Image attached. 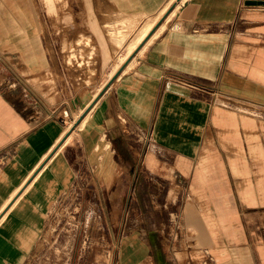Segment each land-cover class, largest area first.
<instances>
[{"label": "crops", "instance_id": "crops-1", "mask_svg": "<svg viewBox=\"0 0 264 264\" xmlns=\"http://www.w3.org/2000/svg\"><path fill=\"white\" fill-rule=\"evenodd\" d=\"M94 3L84 1L80 18L97 57L96 81L86 89L98 96L83 128L84 116L74 127L56 115L37 121L0 97V264H41L44 226L75 177V145L88 158V128L97 127L114 148L117 169V149L128 143L122 120L148 148L150 133L164 148L156 164L149 151L133 152L135 168L125 172L135 178L133 187L141 165L165 172L169 155L179 159L173 176L188 181V195L173 226L162 220L153 229L145 225V233L130 229L105 264H206V250L211 264H264V84L256 79L264 50L252 67L245 65L248 56L236 54L239 46L254 45L240 31L258 23L264 0H105L104 13ZM107 14L143 18L124 46L146 19L157 17L148 37L163 29L143 52L139 44L126 55L110 38ZM217 106L236 113L239 134ZM242 114L256 116L255 127Z\"/></svg>", "mask_w": 264, "mask_h": 264}, {"label": "rangeland", "instance_id": "rangeland-1", "mask_svg": "<svg viewBox=\"0 0 264 264\" xmlns=\"http://www.w3.org/2000/svg\"><path fill=\"white\" fill-rule=\"evenodd\" d=\"M47 1L0 0V97L24 117L37 116L40 121L56 115L66 127H74L80 117L84 116L86 120L89 107L98 96L86 89L97 78L96 48L92 37L80 29L85 0ZM91 1L95 4L94 0ZM96 2L100 12H106L105 0ZM106 17L105 26L112 42L118 48L123 47L127 55L125 40L139 27L143 18L116 14H107ZM159 17L161 20L163 15ZM256 18H259L256 25L247 24V28L240 31L242 37L252 38L250 41L254 45H241L236 51L240 57L248 56L245 65L251 67L256 53L264 50V15ZM248 52L251 58L246 55ZM122 55H118L114 64ZM235 70L244 72L239 68ZM256 79L264 84V69ZM217 107L230 114L231 123L235 124L239 134L236 113L229 107ZM241 118L249 120L254 127L258 122L251 114H242ZM259 122L264 126V121ZM121 125L122 138L128 143L116 146L121 156L117 169L111 167L114 148L97 127L90 125L88 128L91 134L88 158H82L79 146L75 145V177L51 210L44 226L39 255L41 264H69L74 245L71 264H105L112 259L123 233L130 229H142L145 233V225L150 224L153 229L154 221L164 220L173 226L177 212L180 215L178 207L182 200H187L189 183L173 176L179 159L165 155L163 160L168 163L165 172L141 165L140 176L133 187L135 178L125 174L126 170L135 168L133 152L141 148L149 151L156 164V157L161 156L164 148L151 133L147 134L151 139L148 148V143L143 142L145 137L133 126L123 120ZM111 169H114L112 174ZM120 183L122 189L118 191ZM118 217L122 221L121 228ZM211 243L202 241L204 245L211 246Z\"/></svg>", "mask_w": 264, "mask_h": 264}, {"label": "bare ground", "instance_id": "bare-ground-1", "mask_svg": "<svg viewBox=\"0 0 264 264\" xmlns=\"http://www.w3.org/2000/svg\"><path fill=\"white\" fill-rule=\"evenodd\" d=\"M47 1V0H46ZM51 1V0H50ZM47 3H49L47 1ZM157 20V17L153 18V19H148L147 21H145L140 29L138 30V33L136 35H134L129 42L126 44V52L127 53H131L135 47H137L139 44V47L137 48L140 49L142 52L146 49V46L148 45L149 42H151L156 36L157 34L163 29L162 25L160 27V29L158 31H156V33L150 37H148V31L153 27V25L155 24L154 22ZM87 105V104H86ZM93 106V105H92ZM92 106H90L89 109L92 108ZM256 117V116H255ZM259 118V117H258ZM261 119V118H260ZM85 120L84 118L82 119L80 126H82L84 124Z\"/></svg>", "mask_w": 264, "mask_h": 264}, {"label": "built area", "instance_id": "built-area-1", "mask_svg": "<svg viewBox=\"0 0 264 264\" xmlns=\"http://www.w3.org/2000/svg\"><path fill=\"white\" fill-rule=\"evenodd\" d=\"M250 112H252V113H254L255 115H261V116H263V114H261V113H258V112H253V111H250ZM65 115H67V113L65 112ZM206 255H207V258H206V260H205V263L206 264H211V262L213 261V258H212V256L209 254V252L206 250Z\"/></svg>", "mask_w": 264, "mask_h": 264}]
</instances>
